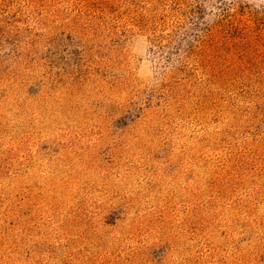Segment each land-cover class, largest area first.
Here are the masks:
<instances>
[{
	"label": "rangeland",
	"instance_id": "1",
	"mask_svg": "<svg viewBox=\"0 0 264 264\" xmlns=\"http://www.w3.org/2000/svg\"><path fill=\"white\" fill-rule=\"evenodd\" d=\"M0 264H264V0H0Z\"/></svg>",
	"mask_w": 264,
	"mask_h": 264
}]
</instances>
